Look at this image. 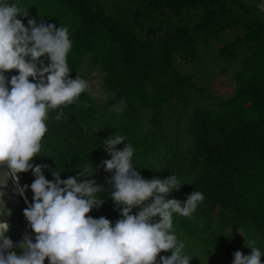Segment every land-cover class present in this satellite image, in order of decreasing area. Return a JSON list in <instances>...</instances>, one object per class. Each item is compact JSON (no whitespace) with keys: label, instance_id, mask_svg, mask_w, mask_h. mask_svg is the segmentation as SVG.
Returning a JSON list of instances; mask_svg holds the SVG:
<instances>
[{"label":"trees","instance_id":"1","mask_svg":"<svg viewBox=\"0 0 264 264\" xmlns=\"http://www.w3.org/2000/svg\"><path fill=\"white\" fill-rule=\"evenodd\" d=\"M8 2L27 8L18 17L26 26L34 18L67 27L71 78L88 82L89 57L103 89V100L85 91L61 106L60 120L61 109L49 111L33 165L67 179L93 162L88 178L106 190L89 215L114 226L121 213L102 162L111 158L104 140L117 133L125 138L119 149L133 145L132 164L145 179L176 175L182 185L166 198L204 195L190 217L173 214L190 264H232L237 250L251 253L246 240L264 254V0ZM5 74L10 80L18 72ZM221 76L226 95L211 91ZM19 177L33 196L32 171Z\"/></svg>","mask_w":264,"mask_h":264},{"label":"clouds","instance_id":"2","mask_svg":"<svg viewBox=\"0 0 264 264\" xmlns=\"http://www.w3.org/2000/svg\"><path fill=\"white\" fill-rule=\"evenodd\" d=\"M21 14L27 17V8L0 0V186L14 180L16 191L27 202L29 185L20 186L19 174L32 171L34 195L23 212L35 237L25 233L14 244L5 235L10 225L0 220V264H45L46 259L49 264H190L192 256L185 254V244L175 234L173 214L190 217L204 195L193 191L184 201L166 198L182 185L176 175L145 179L132 164L133 145L117 147L125 141L123 136L114 133L104 140L111 158L102 166L112 173L110 196L121 213L114 226L104 216L89 215L103 205L100 193L106 190L88 178L96 171L93 162L77 167V175L67 179L55 171V180L46 178L45 165L31 163L43 154L49 111L66 107L92 90L79 75L70 76L68 28L37 24L34 18L26 26L18 18ZM12 70L18 74L9 80L5 73ZM62 116L61 109L55 119ZM3 196L0 188V213L6 207ZM134 208L139 209L135 214ZM245 244L251 253L237 250L232 264H262L260 249L247 240ZM17 246L22 254L13 250ZM168 251L171 255H160Z\"/></svg>","mask_w":264,"mask_h":264},{"label":"water","instance_id":"3","mask_svg":"<svg viewBox=\"0 0 264 264\" xmlns=\"http://www.w3.org/2000/svg\"><path fill=\"white\" fill-rule=\"evenodd\" d=\"M45 173L46 178L48 180L54 179V174L48 167V165L45 164ZM20 186L22 187L21 180H19ZM2 190L4 191L3 200L6 202V207L4 208L3 212L0 213V220L7 221V223L10 225L9 230L5 233V235L9 236L14 244H18L19 241L22 240L25 233H31L33 236V239L35 237V233L32 232L30 225L28 221L26 220L24 216L23 210L27 207H29L30 200L27 197V202L25 200L24 196H21L17 191L15 187V182L12 179H8L7 186H0ZM8 210H11V214H8ZM17 252V254H22L23 249L20 247H16L13 249ZM45 264H49V261L46 259Z\"/></svg>","mask_w":264,"mask_h":264},{"label":"rangeland","instance_id":"4","mask_svg":"<svg viewBox=\"0 0 264 264\" xmlns=\"http://www.w3.org/2000/svg\"><path fill=\"white\" fill-rule=\"evenodd\" d=\"M88 60H89V57H86L84 59V61L86 62ZM86 62L84 63V74L87 77L88 83L91 86L92 91L94 92L95 96L98 97L100 100H103L104 99L102 95L103 89L101 88V85H100V78L97 76L95 72L91 71L90 66ZM211 91L222 94V95H226L230 91L229 85H228V78L225 76L216 77L214 79L213 86L211 87ZM26 195L28 199L30 200V202H32L33 196L27 191H26Z\"/></svg>","mask_w":264,"mask_h":264}]
</instances>
